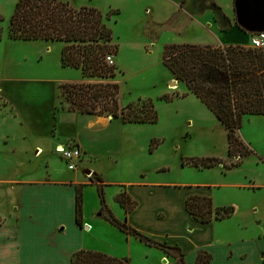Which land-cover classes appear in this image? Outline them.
<instances>
[{
    "label": "rangeland",
    "instance_id": "1",
    "mask_svg": "<svg viewBox=\"0 0 264 264\" xmlns=\"http://www.w3.org/2000/svg\"><path fill=\"white\" fill-rule=\"evenodd\" d=\"M60 1H67L74 8H95L103 16L108 14L106 25L117 48L116 56H109L112 65L117 67L115 78L87 80L78 70L62 68V43L9 40L8 21L18 0H0V173L22 177L28 171L29 175L25 176L35 179L49 176L51 180L68 181L75 171L85 193L86 214L90 216L95 213L96 203L99 204L96 188L89 181L91 174L96 173L104 181L105 206L119 222L126 221L115 200L122 190L121 184L143 181L147 185L205 187L211 192L213 208L234 209V214L217 222L218 225L233 229V234L239 224L247 225L249 229L244 232L248 233L252 228L264 229V117L242 118L237 136L251 154L242 159L229 158L225 129L198 99L171 77L161 60L163 46L170 44L212 45L218 41L249 44V34L242 31L243 34L230 37L207 36L206 27L215 22L221 30H228L224 18L233 16L234 20V0ZM80 82L116 83L120 109L150 99L158 120L153 125L122 124L119 119L104 116L110 121L105 128L97 124L88 131L86 119H76L75 131L87 147L91 142L97 143L92 149L93 155H84L76 162L75 170L70 171L53 147L63 138L47 135V118L51 113L53 136L54 117L68 108L60 87ZM62 144L73 146L70 141ZM35 146L41 148V153L34 155ZM208 158L217 159L220 164L209 169L189 164L191 159ZM235 162L241 163L227 169ZM82 171L90 172L83 174ZM43 211L40 208L37 213L42 216ZM115 211H120L122 217L117 218ZM0 213L9 224L12 206L4 203ZM45 219V230L50 235L46 240L40 239L41 235L38 237L33 230L23 233L25 243L29 244L21 253L22 263L69 264L68 251L80 246L82 239L70 229L66 215ZM55 221L61 223L58 234L51 233L56 228ZM111 227L114 234L100 232L99 241L105 238L108 244L116 245L113 251L125 253L124 242L120 240H124V233Z\"/></svg>",
    "mask_w": 264,
    "mask_h": 264
},
{
    "label": "trees",
    "instance_id": "2",
    "mask_svg": "<svg viewBox=\"0 0 264 264\" xmlns=\"http://www.w3.org/2000/svg\"><path fill=\"white\" fill-rule=\"evenodd\" d=\"M108 19V14L103 16L95 8H74L59 0H18L8 21L7 36L12 41L62 43V68L78 70L87 80L113 79L117 67L108 65L106 58L115 57L117 48L112 43V33L106 25ZM1 37L0 29V40ZM161 60L171 77L198 99L225 129L227 156L242 159L250 155L251 151L239 141L237 132L244 116L264 117V50L232 45L221 48L170 44L163 46ZM60 88L68 104V112L110 116L119 119L122 124L153 125L158 120L150 99L120 109L119 86L116 83H73L62 84ZM135 106L140 108L136 109ZM240 163L235 162L227 169ZM189 164L198 169H209L220 163L217 159L208 158L191 159ZM89 181L96 188L100 204L98 214L103 220L144 245L171 254L178 264H183L179 248L156 243L130 227L126 221H117L105 206L102 179L92 173ZM115 200L125 213L131 212L136 206L125 186ZM74 206L75 224L82 227V186L75 189ZM184 208L200 224L227 219L234 214L233 208H213L212 200L207 197H188ZM210 260L209 254L200 251L195 264H209ZM70 264H129V260L81 250L72 254Z\"/></svg>",
    "mask_w": 264,
    "mask_h": 264
},
{
    "label": "crops",
    "instance_id": "3",
    "mask_svg": "<svg viewBox=\"0 0 264 264\" xmlns=\"http://www.w3.org/2000/svg\"><path fill=\"white\" fill-rule=\"evenodd\" d=\"M224 21L227 25V31L221 30L222 27L218 26L217 22H215L206 27L207 36L230 37L233 34L242 33L235 26L233 16L232 19L228 17L224 18ZM200 26L202 27V25ZM237 44L244 47L249 46L248 43L241 44L239 41L233 43L231 41L226 43L218 41L217 44L209 46L226 47ZM51 115L50 113L47 118V135L50 138H63L62 141H56V144L53 146L54 151L56 147L63 145L62 143L70 141L71 145L79 148L81 158L84 155H93L95 151L92 149H95L94 146L97 142H91L92 145L87 147L79 134H77L78 132L75 131L74 122H76V119H86L85 125L88 131L93 129L94 125L99 124L102 128H105L110 123L109 120L107 121L103 117L61 110L58 113V117L60 118L54 117L55 125H58V127L56 132L54 125L55 135L52 136L50 134L53 122ZM35 148L37 150L34 152V155L37 152L41 153L40 147L35 146ZM96 148H99V146ZM85 172L90 171H84L83 174ZM72 174V178L65 181L64 179L51 180L49 176L43 179H35L36 177L25 176L29 175L28 171L22 177L18 175L7 177L6 174L0 173V208L5 203L9 207L12 206L13 212L8 215L11 216L9 224L0 215V264H23L21 253L28 249L27 245L29 244L25 243L27 241L23 239V233L27 230H33L38 237L41 235L39 238L44 241L48 238L47 235H49L48 230H45L47 226L45 225L47 224L45 218L54 215L61 217L62 214L68 217L70 229H73L77 237L83 241L80 246L68 251L69 264L72 254L81 250L97 252L117 259L126 257L130 261L129 264H178L171 254L167 255L162 250L144 245L142 242L135 238L133 240L131 236L125 234L124 240L120 238L124 242L123 248H125V253L113 251V247L116 245H113L114 243L108 244L105 238L99 241L97 237L98 233L102 232L101 234L113 235L114 231L111 225L99 216L100 204L96 203V208L93 211V213L95 212L94 214H91V216L90 214H86L87 203L83 191L82 227H78L75 224V189L82 184L79 183L75 171ZM57 177L60 176L58 175ZM120 186L121 189L123 186L126 187L128 196L136 203L134 209L129 213H125L118 205L120 210L124 212L123 216L126 219V223L156 243L167 247L179 248L182 252L183 264H195L197 254L200 251L206 252L211 256L209 264H264L263 228L258 230L252 228L248 233L244 232V230L249 229V227L239 224V229L233 234V229L223 228L220 224H217L219 221L200 224L185 211L184 203L188 197L210 198L211 192L209 188L147 185L143 181L131 184L126 183L125 185L121 184ZM40 208L44 210L42 216L37 213V210ZM23 209L27 210L23 213ZM115 214L117 218L122 217L120 211H115ZM72 220L73 224L71 226ZM257 223L260 224L259 221ZM60 224V222L55 221L53 225L56 228L55 230H51V233L53 232L54 234L56 232L58 234L57 228ZM41 227H43L42 230H40ZM216 232H218V235ZM133 244L135 245L132 249L134 255H132L131 250ZM22 245H24L23 249H21Z\"/></svg>",
    "mask_w": 264,
    "mask_h": 264
},
{
    "label": "water",
    "instance_id": "4",
    "mask_svg": "<svg viewBox=\"0 0 264 264\" xmlns=\"http://www.w3.org/2000/svg\"><path fill=\"white\" fill-rule=\"evenodd\" d=\"M233 13L235 24L243 32L249 35L264 32V0H234Z\"/></svg>",
    "mask_w": 264,
    "mask_h": 264
},
{
    "label": "built area",
    "instance_id": "5",
    "mask_svg": "<svg viewBox=\"0 0 264 264\" xmlns=\"http://www.w3.org/2000/svg\"><path fill=\"white\" fill-rule=\"evenodd\" d=\"M249 44L252 49L264 50V32L260 34L250 35ZM108 65H112L110 57L106 58ZM55 152L60 155L61 159L68 164V170H75V164L81 158L79 148L75 146H58Z\"/></svg>",
    "mask_w": 264,
    "mask_h": 264
}]
</instances>
